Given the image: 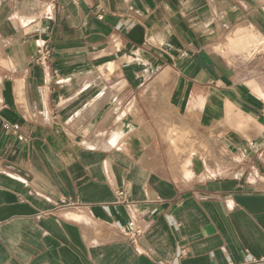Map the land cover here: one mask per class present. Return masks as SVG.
Wrapping results in <instances>:
<instances>
[{
  "label": "crops",
  "instance_id": "1",
  "mask_svg": "<svg viewBox=\"0 0 264 264\" xmlns=\"http://www.w3.org/2000/svg\"><path fill=\"white\" fill-rule=\"evenodd\" d=\"M47 1L0 0V264H264V72L219 52L264 0H58L55 79Z\"/></svg>",
  "mask_w": 264,
  "mask_h": 264
},
{
  "label": "built area",
  "instance_id": "2",
  "mask_svg": "<svg viewBox=\"0 0 264 264\" xmlns=\"http://www.w3.org/2000/svg\"><path fill=\"white\" fill-rule=\"evenodd\" d=\"M58 8V0H48L42 8L40 17L46 20L47 24L43 28H38L36 31L40 34L38 48L36 54L32 57L31 63L34 65H40L48 79H55L58 76V69L54 65V47L52 45V24L56 20V11ZM45 35V37L43 36ZM262 115L264 116V108L262 109ZM1 122V121H0ZM2 126L6 129L12 128L17 134L19 125L11 124L7 121L1 122ZM19 139H23L22 135H17ZM119 197H125V191L118 189L116 191ZM128 203V202H126ZM69 207L73 206V203H67ZM144 230L142 227L136 224L135 221H130L128 224V230L125 232L126 237L133 243L138 245L140 238L143 236Z\"/></svg>",
  "mask_w": 264,
  "mask_h": 264
},
{
  "label": "rangeland",
  "instance_id": "3",
  "mask_svg": "<svg viewBox=\"0 0 264 264\" xmlns=\"http://www.w3.org/2000/svg\"><path fill=\"white\" fill-rule=\"evenodd\" d=\"M235 35L237 38L241 36L240 34H238L237 31L235 32ZM226 36L227 35L221 36L220 44H222V47L225 45ZM251 37H253V40L250 43L247 50H241L239 48H231V45L230 46L225 45V47H223V50H222L223 52L221 50H219V52L221 53V55H223L224 58H227V59L229 58L233 67H235L240 72H243V71L253 72V71H259V70L264 72V51L261 50L260 52L254 53L251 56L247 55V52L250 48H254L258 46L259 43L264 42V41L261 40V42H258L256 38L254 39V36H251ZM260 45H264V43H261ZM203 103L204 101H202V104ZM238 162L239 161L234 162L235 166L238 165ZM219 165L225 166V164H223L221 161H219ZM245 177L250 182H254V181L256 182L257 180L262 179L260 174L256 172V169H250V168L246 170Z\"/></svg>",
  "mask_w": 264,
  "mask_h": 264
}]
</instances>
